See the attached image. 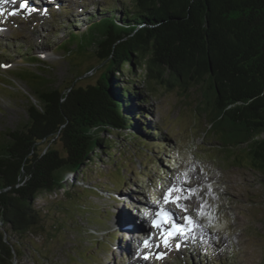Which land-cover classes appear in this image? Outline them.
Instances as JSON below:
<instances>
[{"label":"rangeland","instance_id":"obj_1","mask_svg":"<svg viewBox=\"0 0 264 264\" xmlns=\"http://www.w3.org/2000/svg\"><path fill=\"white\" fill-rule=\"evenodd\" d=\"M116 1L48 0L47 14L40 17L22 8L16 15L10 7L2 9L0 142L8 139L6 131L25 126L30 104L42 107L29 73L44 89L61 91L71 83L74 89L90 88L108 74V64L97 61L92 47L80 51L60 45L72 31H87L91 19L99 18L97 9ZM119 75L129 79L127 67ZM139 85L146 91L145 82ZM147 85L154 89L145 93L142 107L151 132H103L111 147L98 148L79 172L66 173L62 193L40 194L35 205L47 214L44 230L30 234L32 242L23 243L15 264H264V173L249 162L248 142L230 148L221 144V134L213 133L197 108L203 99L199 87ZM54 146L62 152L60 141ZM176 181L186 182L181 183L186 191H197L180 203L199 226L168 247L150 232L147 214L165 206L163 196ZM113 192L117 200L110 198ZM171 207L178 217L184 215L175 204ZM131 225L139 228L132 237L120 228L124 232ZM158 246L162 255L155 257ZM140 247L142 257L149 258L131 255Z\"/></svg>","mask_w":264,"mask_h":264},{"label":"trees","instance_id":"obj_2","mask_svg":"<svg viewBox=\"0 0 264 264\" xmlns=\"http://www.w3.org/2000/svg\"><path fill=\"white\" fill-rule=\"evenodd\" d=\"M111 4L97 9L99 18L91 19L87 31H72L60 45L92 47L108 74L90 88L71 83L66 91L44 89L31 75L42 107L30 104L25 126L6 131L8 139L0 142V264H15L23 243L32 242L30 234L44 230L47 214L35 205L40 194L66 187V173L79 172L98 148L112 146L103 132H151L142 107L145 93L154 89L147 83L183 91L199 87L197 108L213 133L221 134V144L248 142L249 162L264 173V137H258L264 132V0ZM126 67L130 76L122 79Z\"/></svg>","mask_w":264,"mask_h":264},{"label":"snow or ice","instance_id":"obj_3","mask_svg":"<svg viewBox=\"0 0 264 264\" xmlns=\"http://www.w3.org/2000/svg\"><path fill=\"white\" fill-rule=\"evenodd\" d=\"M4 3H15L16 0H3ZM20 7L22 9H28V0H23V3L20 5ZM37 9L32 8L30 11H36ZM3 10L0 9V13H2ZM12 15H16L17 12L13 11L11 13ZM185 179L188 176V173L185 172L184 174ZM194 190L189 188L187 189L188 193H192ZM185 192V189L182 187H178L176 185H172L167 189V192L164 194L163 196V200L165 204H175L177 208H179L180 210H182L183 212H187L188 209L185 207L184 204L180 203L181 200H185L188 199L189 196L184 195L183 193ZM173 193H180V195H173ZM157 203H159V201H157ZM202 216H208V218L211 220L213 219V217L211 216L210 213H206L204 211H201L200 213ZM157 219L153 221V226L160 228L162 227L164 224L166 223H171L172 227L168 230H166L165 232V236H164V243L167 246L168 244V238L169 237H173V236H177V235H186L188 231H190V229H185L183 227L182 224H177L175 219L173 218L174 214L170 211H166L163 207L160 208L159 212L156 213ZM184 220H186L188 222L189 225H194V226H199V225H195L193 219L191 216H184L183 217ZM145 246H148V241H144ZM145 259H147L148 257L145 256Z\"/></svg>","mask_w":264,"mask_h":264},{"label":"bare ground","instance_id":"obj_4","mask_svg":"<svg viewBox=\"0 0 264 264\" xmlns=\"http://www.w3.org/2000/svg\"><path fill=\"white\" fill-rule=\"evenodd\" d=\"M48 7V0H38L37 2H36V5L34 6L33 5V2L31 3V1H29L28 0V9H26L27 10V13H29L30 14V16L32 15L33 17L34 16H42V15H45V14H47V11H48V8H45L46 6ZM32 8H35V9H37L36 11H30ZM35 13V14H34ZM179 181L177 182H174V184L173 185H176V186H178V187H182V185H181V183H183V182H181V183H179ZM184 183H186V182H184ZM183 183V184H184ZM188 183V182H187ZM193 184V183H192ZM195 192H197V191H195ZM194 191L190 194L189 193V197L190 198H192V197H195V195H196V193H195ZM188 192L185 190V192L183 193L184 195L185 194H187ZM173 195L175 196V195H180V193H173ZM186 200V202H187V199H185ZM189 201V200H188ZM197 202V201H196ZM182 204H185V203H182ZM188 204V203H187ZM171 206H172V204L171 203H169V204H166V207L167 208H171ZM195 207V206H194ZM160 210V209H159ZM191 211V210H190ZM173 213V212H172ZM190 215H191V217H192V219H193V221H194V223H195V225H197V223H196V221L195 220H197V219H195L194 217L195 216H193L190 212H188ZM174 214V213H173ZM175 215V214H174ZM145 217V216H144ZM121 228V231H122V233H128V234H130L129 236L130 237H132V235L133 236H135V233H132V231H138L139 230V228L137 227V226H134V225H131V226H127V227H125V229H126V231H124L123 232V230H122V227H120ZM190 231H188V232H190V234H192V233H195L196 231H197V229H198V227L197 226H194V225H190ZM162 235V232H159L158 231V233L156 234V238L157 237H160ZM135 241V240H134ZM171 244L172 243H169V244H167V246L169 247V246H171ZM117 250V249H116ZM117 251H119V250H117ZM128 254H130L129 253V251H127V250H125Z\"/></svg>","mask_w":264,"mask_h":264},{"label":"built area","instance_id":"obj_5","mask_svg":"<svg viewBox=\"0 0 264 264\" xmlns=\"http://www.w3.org/2000/svg\"><path fill=\"white\" fill-rule=\"evenodd\" d=\"M71 173H74V172H71ZM62 190H65V187H64V188H62V189H60V190H57V191H55V192L51 193V195H50V196H52V195H54V194H56V195H57L59 192H60V193H62V192H61ZM63 192H64V191H63Z\"/></svg>","mask_w":264,"mask_h":264},{"label":"water","instance_id":"obj_6","mask_svg":"<svg viewBox=\"0 0 264 264\" xmlns=\"http://www.w3.org/2000/svg\"><path fill=\"white\" fill-rule=\"evenodd\" d=\"M30 75H33V73H29Z\"/></svg>","mask_w":264,"mask_h":264}]
</instances>
